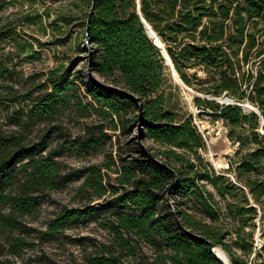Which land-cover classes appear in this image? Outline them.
Returning <instances> with one entry per match:
<instances>
[{"label":"trees","instance_id":"obj_1","mask_svg":"<svg viewBox=\"0 0 264 264\" xmlns=\"http://www.w3.org/2000/svg\"><path fill=\"white\" fill-rule=\"evenodd\" d=\"M141 15L184 85L258 108L260 114L249 113L196 98L198 107L226 123L238 145L225 171L203 159L205 138L191 116L168 105L163 87L171 68ZM82 20L94 73L119 93L91 82L84 104L75 83L80 77L52 70L40 93H28L27 106L8 115L20 130L7 132L0 123V233L20 231L53 192L81 180L82 205L57 211L43 235L52 240L99 220L111 238L94 246L86 264H123L139 254L137 264H220L203 238L219 245L231 264H264V0H86ZM12 30V22L0 20V43ZM11 76L0 63V79ZM73 111L107 117L114 131L136 112L126 124L142 126L159 149L66 172L59 160L64 153L98 150L107 142L104 131L88 126L51 148L47 137L33 141L27 130ZM63 129L60 123L51 132ZM12 246L17 255L27 243L19 238Z\"/></svg>","mask_w":264,"mask_h":264},{"label":"rangeland","instance_id":"obj_2","mask_svg":"<svg viewBox=\"0 0 264 264\" xmlns=\"http://www.w3.org/2000/svg\"><path fill=\"white\" fill-rule=\"evenodd\" d=\"M85 8L86 0H0V20L2 23H13L11 35L0 43V63L12 72L11 80L0 79V123L5 131L20 130L18 126L7 122L8 115L27 106L24 98L28 93L33 96L40 93L36 89L47 81L52 70H60L61 73L70 71L71 80L80 77L75 83L80 89L84 104L90 101L87 88L91 82L114 88L92 69L90 44L86 42L82 23ZM193 73L194 71L189 72L190 75ZM199 76L204 79L203 74L200 73ZM193 83L197 86L200 84L194 79ZM46 90L44 88L42 92ZM192 90L193 92L181 86L172 71L167 70L163 92L168 105L180 114L191 116L193 124L205 138L206 149L201 151L203 159L217 171H225L230 159L234 158L238 145L229 140L225 122L218 119L211 110L197 106L196 98L204 100L208 95L193 88ZM136 115V112H132L127 119L131 121ZM127 119L123 123L118 121L117 130L114 131L111 130V122L107 117L94 113L89 118H82L73 111L41 125L29 126L27 131L33 141L47 137L49 146L54 148L64 141L61 139L64 137L62 135L77 137L88 126L99 128L96 129L97 132L102 129L107 135L106 145L96 151L84 153L81 157L65 152L59 159L66 172L74 173L78 169L109 161V157L119 161L120 155L125 157L141 148L152 152L159 149L154 141L144 137L142 126H130L126 124ZM60 123L63 124V131L52 133V128ZM227 175L232 178L231 173ZM80 183L81 180L71 182L53 192L38 211L23 219L20 231L0 233V264H86L95 245L109 243L111 237L99 226V220L76 226L66 231L65 235H58L52 240L43 235L57 211L64 207L82 205L78 194ZM258 235L257 229V241ZM19 238L26 240L27 246L14 255L11 253L14 251L12 245ZM143 252L146 253L147 250L144 249ZM141 257L142 254H139L138 259ZM138 259L128 258L123 264H137Z\"/></svg>","mask_w":264,"mask_h":264},{"label":"water","instance_id":"obj_3","mask_svg":"<svg viewBox=\"0 0 264 264\" xmlns=\"http://www.w3.org/2000/svg\"><path fill=\"white\" fill-rule=\"evenodd\" d=\"M140 13V12H139ZM141 19H142V22L145 26V29H146V33L148 35V37L151 39V41L154 43V45L156 47H158L160 49V52L163 56V58L165 59L166 61V64L170 63V68H171V71H172V75L175 76L174 73H176V75L178 76V78L180 79V81L182 82L181 78L179 77L168 53H167V50L164 46V44L162 43V41L160 40V38L157 36V34L153 31V29L151 28V26L146 22V20L143 18V16L141 15ZM159 40L161 46L157 45L156 44V40ZM183 83V82H182ZM111 91L113 92H118L119 91L115 88H109ZM191 92H193L192 89H190ZM206 98L208 100H211V101H216L218 103H221V104H225V105H236V106H239L240 108H242L245 112H255L256 114H260L258 108L252 106L251 104L249 103H245V104H241V103H237L233 98L227 96V95H224L222 96L221 98H214L212 96H206ZM252 107V108H251ZM262 126H264V121H262ZM203 240L208 244L209 246V251L216 257V259L219 261L220 264H231V261L230 259L228 258L227 261H225L218 253V251L222 248L217 245L216 243L214 242H211V241H208L206 239L203 238ZM223 251V250H222ZM227 255V254H226ZM228 257V256H227Z\"/></svg>","mask_w":264,"mask_h":264},{"label":"bare ground","instance_id":"obj_4","mask_svg":"<svg viewBox=\"0 0 264 264\" xmlns=\"http://www.w3.org/2000/svg\"><path fill=\"white\" fill-rule=\"evenodd\" d=\"M156 44L159 45V46H161V44H160V42H159L158 39L156 40ZM167 65L170 66V63H168ZM174 74H175L174 77H175V79L177 80V82H178L179 84H181V86H183L184 88L190 90L189 87H187L186 85H184V83H182V82L180 81V79L178 78V76L176 75V73H174ZM251 108H252V107H251ZM218 253H219V255H220L225 261L228 260V257H227V255L225 254L224 251H222V250L220 249V250L218 251Z\"/></svg>","mask_w":264,"mask_h":264}]
</instances>
